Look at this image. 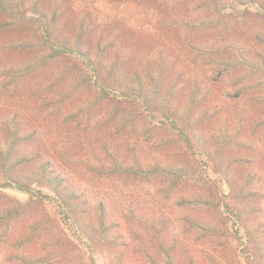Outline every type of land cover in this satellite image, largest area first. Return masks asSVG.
I'll return each mask as SVG.
<instances>
[{
	"label": "trees",
	"instance_id": "16d2710c",
	"mask_svg": "<svg viewBox=\"0 0 264 264\" xmlns=\"http://www.w3.org/2000/svg\"><path fill=\"white\" fill-rule=\"evenodd\" d=\"M106 1L0 0V264H264V0Z\"/></svg>",
	"mask_w": 264,
	"mask_h": 264
},
{
	"label": "rangeland",
	"instance_id": "374dc122",
	"mask_svg": "<svg viewBox=\"0 0 264 264\" xmlns=\"http://www.w3.org/2000/svg\"><path fill=\"white\" fill-rule=\"evenodd\" d=\"M75 2L80 5V6H84L86 5V7L89 9L90 12H92V14L94 16H97L98 18H104L107 16H121L124 17L127 20H130V22H134L140 24V22H142L140 15L142 16L141 13L138 12L137 9H135L134 7H116L111 5L110 3H108L106 0H75ZM87 176L84 172H74V179H76V181L80 182V181H84L86 180ZM106 185V187L100 186V185H94V187L92 188V192L97 195V196H103L105 195L106 197L110 194V196L112 198H116V193L111 192V184L110 183H106L103 184ZM91 189V187H90ZM134 192V199H138L140 202H142V204L145 202L146 199L149 198L148 192L151 191V189H149L148 187H137L134 189H127L125 190V192ZM147 192V193H146ZM6 193L10 196L16 197L20 200H24L26 198L25 194L19 193L17 191L14 190H6ZM114 193V195H113ZM144 193V199L142 200L143 197L141 198H137V194H142ZM140 202L138 203L140 206ZM2 256L0 255V260H1Z\"/></svg>",
	"mask_w": 264,
	"mask_h": 264
}]
</instances>
